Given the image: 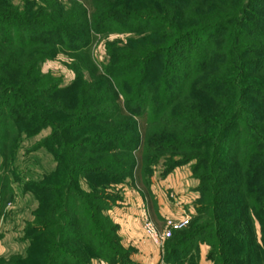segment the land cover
<instances>
[{"label": "trees", "instance_id": "16d2710c", "mask_svg": "<svg viewBox=\"0 0 264 264\" xmlns=\"http://www.w3.org/2000/svg\"><path fill=\"white\" fill-rule=\"evenodd\" d=\"M19 7L0 2V192L17 174L24 136L55 125L60 147L56 170L23 188L40 201L26 230L27 257L0 264L119 258L116 225L103 213L110 207L106 186L139 168L135 154L144 143L155 150L149 166L164 156V174L195 160L196 216L203 221L195 226L212 248L209 258L264 264V0H48ZM111 30L138 37L108 44L101 68L91 39ZM62 52L75 61L77 77L68 86L42 71ZM141 125L153 136L145 140ZM86 176L90 190L82 186ZM70 212L81 234L61 230Z\"/></svg>", "mask_w": 264, "mask_h": 264}, {"label": "rangeland", "instance_id": "374dc122", "mask_svg": "<svg viewBox=\"0 0 264 264\" xmlns=\"http://www.w3.org/2000/svg\"><path fill=\"white\" fill-rule=\"evenodd\" d=\"M2 0H0L1 2ZM13 5L20 6V9L26 8L27 1H33L44 5L48 0H9ZM64 2L70 6L72 0H56ZM137 35L130 32H118V30H111L104 34L97 33L92 37L90 45L92 56L97 60L98 65L104 68V65L109 62V55L107 46L111 42H116L118 46H123L128 43L130 38H136ZM74 59L67 53H60L57 57L47 60L42 64V71L44 73L51 74L57 78L60 86H68L76 79V72L72 68ZM83 65V63H82ZM86 76L89 77V72L85 70ZM56 126L46 125L42 130L31 136H24L20 148L16 152V159L14 168L16 169V176L9 174L10 185L8 189L0 192V258L8 261L13 256L21 255L22 258L27 257V252L30 247V240L27 237V227L31 223H35V212L40 207V201L38 197L32 192H25L23 190L25 184L33 182L35 185L41 184L42 180L51 174L57 167V161L55 156V150L60 147L59 142L54 140L53 134L56 132ZM146 127V128H145ZM143 127L141 125V136L146 138L151 135L152 129L150 125ZM114 128V127H113ZM115 129V128H114ZM157 130L158 127L156 128ZM154 134V133H153ZM153 134L151 136H153ZM51 139V140H50ZM146 150L140 155H136V161L138 167L136 171H125L119 180L111 182L107 185V191H109V209L103 213L106 216H110L113 223L116 225L117 237L119 239L118 247L116 248L119 258L111 257L110 255L105 258H96L92 260L91 264H138L132 259V255L136 252V247L131 244H126L120 234V226L115 222L111 215V209L122 203L125 192L136 190L141 194L144 199V206L147 208L148 214L155 224V226L163 231L167 228V222L165 218H161L158 212L157 199L155 198V191H159L161 187V181L167 178L168 175H175L180 180L177 184L179 193H174L171 186L169 188L162 189V198L168 200L170 203L174 201L178 207H180L183 215H188L189 220L185 225H179L172 229V236L169 237L162 247L156 245L157 260L155 264H215L218 262L215 259L209 258V252H211V246L205 241L203 237L205 235L200 232L201 227L197 228L195 225L200 221V216L197 215L198 196L200 195L199 187L201 181L197 178L196 173L192 169L195 160L181 164L173 168L168 174H164L166 170V162L164 156H160L154 162V166H149L151 163L154 149H150L144 143L141 144ZM142 148V149H143ZM149 149V151H147ZM157 156V154H155ZM86 176L82 179V186L86 190H90V185L93 182H89L91 177ZM91 183V184H90ZM138 195V194H137ZM199 205H201L199 203ZM143 210V207H142ZM54 212H52L53 214ZM58 216V215H57ZM143 223V213L141 215ZM73 219H77V214L72 212L63 219L64 226L61 227L63 231H67L69 228L71 234H81L77 226L72 223ZM204 221L205 217L203 218ZM211 221V219H210ZM204 226V225H202ZM67 227V229H66ZM88 227V225H86ZM191 229L192 232L188 233L187 230ZM256 236L261 238L260 225L256 221ZM198 233L190 238L192 233ZM208 231L206 232L207 235ZM176 245L179 249H171L170 247ZM56 250V249H55ZM169 257V259H168ZM170 257H173L171 259ZM26 263H31L30 260H26ZM24 264V263H21ZM45 264V263H43Z\"/></svg>", "mask_w": 264, "mask_h": 264}, {"label": "crops", "instance_id": "0c3cea01", "mask_svg": "<svg viewBox=\"0 0 264 264\" xmlns=\"http://www.w3.org/2000/svg\"><path fill=\"white\" fill-rule=\"evenodd\" d=\"M180 180L175 175H168L167 178L161 181L159 187L161 189L156 192L155 198L157 199L158 212L161 218L178 219L183 216L180 207L176 205L174 201L171 203L168 200L162 198V189L169 188L173 189L174 193H179L177 184ZM126 191L122 203H119L111 209V215L116 223L120 226V234L122 235L126 244H131L136 247V252L132 255V259L138 264H155L157 260V247L153 241L147 236L142 223V207H144V199L138 191L133 190ZM138 194V195H137ZM159 253V251H158Z\"/></svg>", "mask_w": 264, "mask_h": 264}, {"label": "built area", "instance_id": "2783aa9c", "mask_svg": "<svg viewBox=\"0 0 264 264\" xmlns=\"http://www.w3.org/2000/svg\"><path fill=\"white\" fill-rule=\"evenodd\" d=\"M188 220V215H183L178 219L170 218L166 223L167 228L163 231H160L151 220L147 208L145 206L143 207V228L147 236L159 247H162L165 241L172 236V229L179 225H185Z\"/></svg>", "mask_w": 264, "mask_h": 264}]
</instances>
